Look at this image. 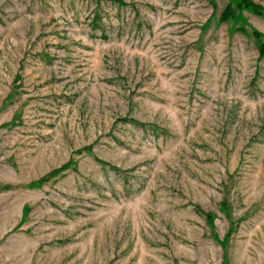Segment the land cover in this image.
<instances>
[{
    "label": "rangeland",
    "instance_id": "obj_1",
    "mask_svg": "<svg viewBox=\"0 0 264 264\" xmlns=\"http://www.w3.org/2000/svg\"><path fill=\"white\" fill-rule=\"evenodd\" d=\"M249 1L0 0V264H264Z\"/></svg>",
    "mask_w": 264,
    "mask_h": 264
},
{
    "label": "trees",
    "instance_id": "obj_2",
    "mask_svg": "<svg viewBox=\"0 0 264 264\" xmlns=\"http://www.w3.org/2000/svg\"><path fill=\"white\" fill-rule=\"evenodd\" d=\"M240 3L243 4L246 7L251 8L253 10V12L259 14V9H257L258 7H256L253 4H251L249 0H240ZM230 17H232V13L229 11V8H227L225 10V12L222 14L221 20L222 21H226ZM260 52H261L262 55H264V47L263 46L260 47Z\"/></svg>",
    "mask_w": 264,
    "mask_h": 264
}]
</instances>
